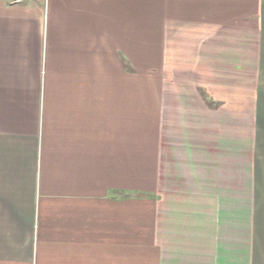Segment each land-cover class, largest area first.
<instances>
[{"label":"crops","instance_id":"crops-1","mask_svg":"<svg viewBox=\"0 0 264 264\" xmlns=\"http://www.w3.org/2000/svg\"><path fill=\"white\" fill-rule=\"evenodd\" d=\"M0 264H264V0H0Z\"/></svg>","mask_w":264,"mask_h":264},{"label":"rangeland","instance_id":"rangeland-1","mask_svg":"<svg viewBox=\"0 0 264 264\" xmlns=\"http://www.w3.org/2000/svg\"><path fill=\"white\" fill-rule=\"evenodd\" d=\"M159 68L152 67H137L136 68V84L137 88L159 89Z\"/></svg>","mask_w":264,"mask_h":264}]
</instances>
